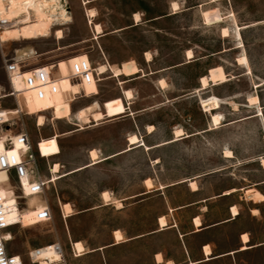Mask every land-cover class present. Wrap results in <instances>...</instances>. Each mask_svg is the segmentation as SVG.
Here are the masks:
<instances>
[{
    "label": "rangeland",
    "instance_id": "374dc122",
    "mask_svg": "<svg viewBox=\"0 0 264 264\" xmlns=\"http://www.w3.org/2000/svg\"><path fill=\"white\" fill-rule=\"evenodd\" d=\"M66 1L70 22L54 26L49 37L0 42V86L4 94L11 92L5 61L17 59L19 50L34 49V55L22 59L33 66L50 65L55 73L59 70L56 94H48L46 99L39 100L32 93L33 109L39 112L29 114L32 111L24 106L23 96L19 98L22 112L14 98L0 102V110L8 114L6 122L0 123V156L7 152V147H12L6 140L26 133L35 152L36 169L50 183L43 195L22 199V207L26 208L28 204L29 209L20 214L24 227L11 230V253L22 256L28 264L30 250L59 243L70 264H105L99 254L74 258L71 244L81 241L86 248L87 245H103L117 227H123L129 233L135 232L136 226L141 232L149 231L156 215L166 211L164 201L155 194L145 206H136L133 210L142 197L123 204L113 198L128 199L141 189L146 178L154 177L170 184L187 173L212 171L218 167V159L222 156L220 146L224 145L226 149L228 141L235 145L236 156L262 155L261 164L242 166L235 171V179L217 175L205 178L204 195H215L221 188L230 187L246 189L247 200L249 195L256 193L254 191L264 195V184H261L264 182V0H89V4L84 3L88 0ZM174 3L179 5L175 12ZM91 10L96 12L92 24L88 16ZM135 14L141 17L138 23L134 20ZM96 24L102 27L100 35L94 30ZM224 29L229 30L227 37L222 33ZM57 31H62L63 40H56L54 34ZM188 51L193 53L192 58L187 56ZM146 52L151 53V62L146 60ZM242 56L247 57V65L239 63ZM81 60L91 62L98 72L100 65H107L123 68L125 74L115 77L109 71L100 75V83L94 80L81 86V94L86 93V98L73 96L72 86L78 83L69 79L71 67ZM202 77L208 78L209 85L203 88L201 84L200 89L219 86L209 92L224 100L201 98L199 103L196 98L187 97ZM160 80L165 81L164 88ZM258 84L262 85L256 87ZM125 90L132 91L133 97L127 98ZM252 95L259 97L260 105L249 104L248 97ZM95 104L99 105L96 111H101L104 119L99 123L70 125L72 113ZM215 110L224 116L218 128L211 123ZM134 111L140 112L136 118L139 126L154 127V134L146 139L171 140L163 143L165 145L182 140L157 152L156 155L162 158L159 165H152L149 156L139 150L116 159L113 158L121 152L104 157L124 149L127 142L123 151L131 145L128 139L131 134H136L131 133L135 131V123L127 116H134ZM37 115L43 116V127L38 126ZM208 115L211 128L220 130L196 136L198 130L209 124ZM149 126L147 132L152 134L148 131ZM177 129L184 130V135L176 137ZM73 130L77 131L64 135ZM14 148L20 149L17 141ZM93 150L98 151L100 162L87 167ZM184 157L187 162L179 161ZM201 157L203 165L197 161ZM54 164H60L61 170L59 178L51 181ZM7 177L0 171V182H5ZM145 187L150 192L154 183L152 189ZM103 192L110 193L116 207L121 203L124 209L104 207L103 203L109 205L110 202L101 198ZM187 193L186 190L175 191L173 196L181 203L187 199ZM0 196L13 215L19 213L10 185H0ZM252 201L242 208L244 213L249 212ZM42 203L48 204L52 217L49 222L39 224L35 223V215L46 206ZM63 204L72 207L68 217ZM188 215L181 214V220L187 219ZM216 217L219 215L215 214ZM258 220L264 222V203ZM161 243L171 244L173 238L165 237L157 244ZM130 253H113V260L108 264H130ZM149 258L147 246H141L137 264H149Z\"/></svg>",
    "mask_w": 264,
    "mask_h": 264
},
{
    "label": "crops",
    "instance_id": "0c3cea01",
    "mask_svg": "<svg viewBox=\"0 0 264 264\" xmlns=\"http://www.w3.org/2000/svg\"><path fill=\"white\" fill-rule=\"evenodd\" d=\"M187 64H189V62H186V65ZM121 69L123 71V74L121 76H123L125 74L124 69ZM200 87L201 82L199 79L197 82V86L195 87V89H192L188 92L187 97L196 98L199 103L201 98L210 101L213 97H218L217 95H215L214 93H210L209 91L210 89L219 86L210 85L205 90H201ZM121 94L123 96V91ZM8 97L11 98L10 95L4 94V89L0 86V102ZM218 98L224 100L221 97ZM125 103L127 104L126 101ZM34 104L35 100L34 103L29 107L24 102V106L32 111L29 114L39 112L33 109ZM96 109H94L93 112H97ZM0 112H4L6 115H8L5 110H0ZM213 112L219 113L218 110H215ZM129 113H132L130 109ZM134 113V116L132 115L127 117L133 119L135 123V131H131V133L136 134H129L137 135L141 139V141L136 145H130L126 151H123L128 146L127 142V145L124 149L116 153L103 156L108 157L121 152L120 155L113 158L116 159L122 155L139 150L149 156L150 163L152 165L154 164L156 166L161 164L162 158L159 155H156L157 152L166 147L177 144L182 140L165 145L163 143L169 142L171 140L159 142L152 141L151 139H146V137L152 136L154 132L152 134H148L146 128L149 125L145 127H141V125L139 126L136 121V118L139 117L140 112L134 111ZM39 117L43 116L37 115V123ZM208 117L209 124L201 130H198L196 132V136L207 133H213L220 130V128H211L210 116L208 115ZM236 122L237 121H234V123ZM69 123L74 127L76 126L70 121ZM91 123L97 122L91 121ZM106 124L107 123L103 125ZM79 130L81 129H78V131ZM76 131L77 130H73L67 133L71 134L75 133ZM67 133H65L64 135H68ZM129 134H127L126 141L128 139ZM140 146H143L145 148ZM234 147L235 145L228 141L226 149L233 152L234 156L232 158H226L224 156L225 146H220V149L223 150L222 156L218 159V167L216 169H212V171L204 172L202 170L201 172H196L194 174L187 173L186 175H182L178 179H175L176 181L170 184H164L159 180L157 181V179H155L154 177L146 178L142 181V185L140 186L141 189H138L128 199L113 198L114 200L120 201L123 204L124 201H127L129 199H138L142 197V199L138 200L135 203V205L133 206L134 208H132L133 210L136 206H145L147 202L152 198L151 195L155 194L156 197L161 198L164 201L166 211H161L159 212V214L156 215V219L153 222V228L149 231L141 232L139 230V227L137 226L135 227V232L132 231L131 233H129V231L123 227L115 228L112 231L110 239L107 243L99 245L97 247H89L87 245V248L90 250L87 249V254H85L84 256L99 254L103 262L105 264H108L113 260V253L122 255L123 253H128L130 251V264H137L136 257L140 254L141 246H147L148 253L150 256L149 264H264V222H260L258 220V217L261 216V205L264 203V200L259 199L253 202L252 200H254L255 198L252 196L250 197V195V199L248 198L249 200H247L246 197L248 196L245 193L246 189H237L235 187H230L229 189L221 188L215 195H204L205 188L203 187V180L205 178L217 175L216 177L220 178L235 179V171L237 169L242 168V166L245 167L258 163L261 164L260 158L263 157L262 155L250 158L239 157L235 155ZM157 160L158 163H156ZM203 160V157H201L197 161H200V164L203 165ZM179 161L187 162V158L184 157ZM91 163L92 162H90L89 164ZM89 164H87V167H90L88 166ZM147 179H151L154 183V188L150 192L145 187V181ZM190 181H195L198 186V190L194 191L191 189ZM261 184H264V182ZM161 186H164L162 187L163 189H160ZM183 190H186L188 192L187 199L179 203L176 201V198L173 196V193L175 191ZM243 191L244 193H241ZM254 192L258 193L259 191ZM248 201H252L253 205L251 206L256 207L252 208L249 205L250 214L249 212L244 213L242 211V208L245 205H248ZM103 206H114L116 209H118L116 207V204L112 201L109 205H104L103 203ZM234 207L238 210L237 215H233L232 209ZM121 209H124V205L123 208L121 207ZM121 209L119 208L118 210ZM181 214L189 215L187 219L181 220ZM215 214H218L219 217L215 218ZM162 217H164L167 222V226L164 229H162L160 225V218ZM197 219L201 223L200 226H196L195 224V221ZM116 231L121 232L124 237L123 240H121L120 242H117L115 239L114 234ZM168 236L173 238V243L157 244L161 239ZM245 236L247 237L246 241L243 238ZM206 248H209V254H206ZM158 255L162 257L161 262L157 261Z\"/></svg>",
    "mask_w": 264,
    "mask_h": 264
},
{
    "label": "built area",
    "instance_id": "2783aa9c",
    "mask_svg": "<svg viewBox=\"0 0 264 264\" xmlns=\"http://www.w3.org/2000/svg\"><path fill=\"white\" fill-rule=\"evenodd\" d=\"M5 24L7 23L0 21V32L3 31ZM54 70L50 65L33 66L27 60L9 59L5 61V72L11 89L8 95L16 99L20 110L19 97L12 92V81L16 78L20 79L25 91L34 93L39 100H44L48 94L54 95L59 91L57 81L59 70L56 69V73ZM69 79L83 86L94 80L100 83V74L91 62L81 60L71 67ZM78 96L85 97L86 93ZM16 141L21 145L19 154L15 155L16 162H13V157L9 156V153L0 156V170L5 171L8 176L5 182H0V185L8 184L12 187L15 194L14 206L19 212L13 215L9 209L10 206L0 196V264H27L22 256L10 252L13 237L11 230L19 226L24 227L20 214L29 209V206L26 204V208H23L22 199L43 195L50 184L49 180L41 176L36 169V156L29 136L21 133L10 138L8 142L11 146H15ZM51 217L49 208L42 209L36 212L35 223L49 222ZM71 248L73 257L77 258L72 245ZM27 258L28 264H70L63 246L59 243L30 250Z\"/></svg>",
    "mask_w": 264,
    "mask_h": 264
},
{
    "label": "bare ground",
    "instance_id": "6f19581e",
    "mask_svg": "<svg viewBox=\"0 0 264 264\" xmlns=\"http://www.w3.org/2000/svg\"><path fill=\"white\" fill-rule=\"evenodd\" d=\"M85 4H89L90 1H85ZM173 5H176V7H173V11H177L179 9V5L177 3H174ZM95 13V15H92V13ZM69 4L67 3L66 0H0V21L7 23L4 25L3 27V31L0 32V42H7V41H18V40H37L39 38H47L50 35H52V29L54 26L56 25H64L67 24L68 22H70V16H69ZM88 16L90 18V23L92 24V18L96 17V12L95 11H88ZM137 17H139V20H137ZM134 20L138 23L141 21V17L139 14H135L134 15ZM13 25V26H12ZM94 30L96 32V35H100L103 33L102 27L101 25L96 24L94 26ZM227 31L229 34V30L228 29H224L222 31L223 35L224 32ZM55 38L56 40H63L64 39V35L62 33V31H57L55 32ZM225 36V35H224ZM228 36V35H227ZM225 36V37H227ZM191 51L187 52V56L189 58L193 57V53L191 52V56L188 55V53ZM18 60H22L25 57H29L35 54L34 49H24V50H19L17 51ZM145 58L147 61H152V55L149 52L145 53ZM242 58H246V56H242L241 58H239V61ZM103 68L104 71H100V69ZM109 71H112L113 74L115 75V77H120L123 74V71L121 68H111L107 65H100L99 67V72L100 75H105L106 73H108ZM161 81H163V84L161 83ZM160 85L162 86V88H164L166 86V83L164 80H160ZM201 84L203 88H206L209 85V81L207 77H202L201 78ZM262 84H258L256 85V87H260ZM81 85L80 84H74L72 86V95L73 96H78L81 94ZM12 92H14L15 96H18L20 98V96H24V102L25 104L29 107L34 103V97L32 96L31 92H27L25 91V87L23 82L16 78L12 81ZM128 93H131V95L129 96ZM125 96L127 98H131L133 97V93L130 90H125ZM22 99V97H21ZM75 100L77 98H74ZM253 100L255 101V103H253ZM248 102L250 105L255 106V105H260V99L257 95H252L248 97ZM18 103L21 107L20 112L23 111L22 106H21V102L18 100ZM99 105L95 104V105H91L88 107H84L82 109H79L77 112L71 114L69 116V121L76 125V126H82V125H87L90 124L92 119L93 122H97L99 123L102 119H104V115L101 111H97V112H93L94 109L98 108ZM235 109H237V107L235 106ZM0 123L1 122H6L7 120V116L4 112H0ZM90 115H92V118L90 117ZM99 117V119L97 118ZM72 118H75V122H72ZM217 119H218V123H217ZM224 120V116L220 113H215L212 118H211V123L215 128H218L222 121ZM38 125L39 126H43L44 125V120L43 117H39L38 119ZM151 128L152 131L150 133H152L154 131V127L153 126H149L148 129ZM178 132H182L184 135V130L182 129H177L175 130V136L176 137H180L183 135L178 136L177 133ZM69 134V133H67ZM132 137L136 138V142L133 143L132 141ZM8 140H6L7 143ZM129 143L131 145H136L140 142V138L137 135H131L128 139ZM7 146V145H6ZM19 148H21V145L19 144ZM19 150H16L14 148V146L12 147H7V152L6 153H14L15 155L19 154ZM229 151V150H228ZM92 152H96V158L93 159L92 157ZM231 152V151H230ZM4 153V154H6ZM3 155V154H2ZM225 157L227 158H232L233 157V152H232V156L228 157L225 155ZM90 159H91V164H89L88 166H92V165H96L97 163H99L100 161V156L98 154V151L93 150L90 152ZM262 164L264 165V158L262 159ZM58 166V167H57ZM60 170H61V165L60 164H54L51 168L53 175V179L51 181H55L57 178H59V174H60ZM1 171V170H0ZM5 172V171H3ZM6 173V172H5ZM7 175V174H6ZM150 180L152 183V187H149L148 184L146 183V181ZM145 181V185L147 186L148 189H152L153 188V182L151 179H147ZM195 184V188L194 190L197 189V184L195 182H191V186ZM193 188V186H192ZM250 193V191H248ZM104 193H108V192H104ZM104 193H102V198L104 200V202L109 203L112 201V197L110 195V193H108V199H105ZM252 197H254L255 199H260V200H264L261 199V197H264L263 195H261L260 193H255L254 195H252ZM44 205H46L44 208H49L47 203H42ZM120 207H122V204L119 203ZM63 211L65 213V215L68 217L70 216V214L72 213V207L70 204H63ZM233 209L235 211H233ZM232 212L233 215H237L238 214V210L237 208H233ZM40 211V210H39ZM161 221H163V223H161ZM40 224V223H39ZM196 226H200V221L197 219L195 221ZM160 225L161 228L164 229L167 226V222L165 220L164 217L160 218ZM117 233L120 234V237L122 238H117ZM115 239L117 242H120L121 240H123V235L121 232L116 231L115 234ZM246 237V236H245ZM244 240L246 241L247 239ZM13 240V237H12ZM72 247L75 250V253L77 255V257H81L84 256L85 254H87V248L84 246V244L81 241H77V242H73ZM77 245H79L80 247L78 248ZM81 249H83V251H81ZM206 254L210 253L209 248L205 249ZM157 261L161 262L162 261V257L160 255L157 256Z\"/></svg>",
    "mask_w": 264,
    "mask_h": 264
},
{
    "label": "snow or ice",
    "instance_id": "6c2138e0",
    "mask_svg": "<svg viewBox=\"0 0 264 264\" xmlns=\"http://www.w3.org/2000/svg\"><path fill=\"white\" fill-rule=\"evenodd\" d=\"M173 7H176V5H173ZM92 15H95V13L93 12ZM137 20H139V17H137ZM224 35L227 36V35H228V32L225 31V32H224ZM241 47H242V45H241ZM188 55L191 56V52H189ZM239 63L242 64V65H247V59H246V58H242V59L239 61ZM100 71H104V69L101 68ZM161 83L163 84V81H161ZM128 95L130 96L131 93H128ZM253 103H255L254 100H253ZM109 107H110V105H109ZM121 111H122V109H121ZM0 115H2V114H0ZM97 118L99 119V117H97ZM218 122H219V121H218V119H217V123H218ZM148 131L151 132L152 129L149 128ZM177 135L180 136V135H183V133H182V132H178ZM131 139H132L133 143L136 142V138H135V137H132ZM0 148H2V144H0ZM224 154H225L226 156H228V157H231V156H232V152L228 151L227 149H225ZM91 155H92L93 159H95L97 154H96V152H92ZM9 156H12V157H13V162H16V157H15V154H14V153H11V152H10V153H9ZM156 163H158V161H157ZM57 167H58V166H57ZM146 183L148 184L149 187H152V183H151L150 180L146 181ZM192 186H193V188H195V184H193ZM34 190H35V189H34ZM104 196H105V199L107 200V199H108V193H104ZM261 199H264V197H261ZM117 207H120L119 203H117ZM233 211H235V210L233 209ZM161 223H163V221H161ZM116 235H117V238H122V237H120V234H119V233H117ZM245 239H247V237H245ZM77 247L79 248L80 246L77 245ZM81 251H83V249H81Z\"/></svg>",
    "mask_w": 264,
    "mask_h": 264
}]
</instances>
